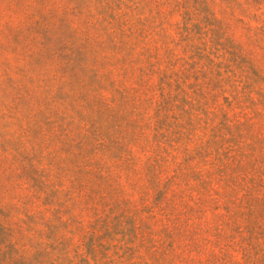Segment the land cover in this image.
<instances>
[{
	"label": "rangeland",
	"instance_id": "1",
	"mask_svg": "<svg viewBox=\"0 0 264 264\" xmlns=\"http://www.w3.org/2000/svg\"><path fill=\"white\" fill-rule=\"evenodd\" d=\"M0 264H264V0H0Z\"/></svg>",
	"mask_w": 264,
	"mask_h": 264
}]
</instances>
